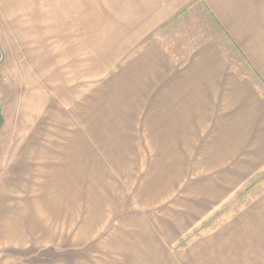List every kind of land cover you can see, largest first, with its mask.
<instances>
[{
	"label": "rangeland",
	"instance_id": "rangeland-1",
	"mask_svg": "<svg viewBox=\"0 0 264 264\" xmlns=\"http://www.w3.org/2000/svg\"><path fill=\"white\" fill-rule=\"evenodd\" d=\"M239 1L264 31V0ZM206 12L175 31L221 34ZM154 41L157 0H0V264H113L132 214L200 239L211 264H264V169L241 175L249 160L184 104L157 111L153 79L117 74ZM13 150L49 151V173L7 181Z\"/></svg>",
	"mask_w": 264,
	"mask_h": 264
},
{
	"label": "crops",
	"instance_id": "crops-1",
	"mask_svg": "<svg viewBox=\"0 0 264 264\" xmlns=\"http://www.w3.org/2000/svg\"><path fill=\"white\" fill-rule=\"evenodd\" d=\"M240 4L239 0H157V41L129 55L117 74L121 71L125 79L128 73L133 86L149 87L147 80L153 79L157 111L184 104L191 120L196 117L203 129H212L213 142L232 144L234 159L249 160L244 166L235 162L240 174L254 175L264 169V31L242 25ZM198 6L208 12L205 17H212V25L220 26L221 34L205 32L195 41L193 30L175 31L174 23ZM1 156L8 159L7 181L31 168L35 175L49 173V151L13 150ZM4 192L1 188L0 198ZM123 216L130 223L127 230L114 232L118 251L107 252L113 264H211L200 239L183 244L181 237L161 230L154 216ZM117 252L120 255H114Z\"/></svg>",
	"mask_w": 264,
	"mask_h": 264
}]
</instances>
